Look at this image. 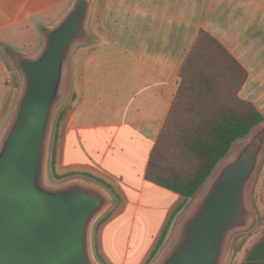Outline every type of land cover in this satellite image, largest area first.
Returning a JSON list of instances; mask_svg holds the SVG:
<instances>
[{
    "label": "crops",
    "instance_id": "crops-1",
    "mask_svg": "<svg viewBox=\"0 0 264 264\" xmlns=\"http://www.w3.org/2000/svg\"><path fill=\"white\" fill-rule=\"evenodd\" d=\"M73 1L0 0V45L37 46ZM88 28L89 40L71 57L70 113L56 136L55 168L111 195L93 233L103 261L146 264L167 225L170 236L187 209L174 217L183 198L146 178L181 66L208 32L246 69L239 95L264 114V0H94ZM4 61L0 56V117L10 89ZM261 197L253 208L264 217V170ZM231 264H264V229L240 245Z\"/></svg>",
    "mask_w": 264,
    "mask_h": 264
},
{
    "label": "water",
    "instance_id": "water-1",
    "mask_svg": "<svg viewBox=\"0 0 264 264\" xmlns=\"http://www.w3.org/2000/svg\"><path fill=\"white\" fill-rule=\"evenodd\" d=\"M94 0H74L33 55H12L22 77L13 117L0 137V264H101L96 222L111 207L98 184L48 181L56 114L70 86L71 57L90 38ZM264 157V123L215 171L154 264H226L231 244L252 230L250 193Z\"/></svg>",
    "mask_w": 264,
    "mask_h": 264
},
{
    "label": "trees",
    "instance_id": "trees-1",
    "mask_svg": "<svg viewBox=\"0 0 264 264\" xmlns=\"http://www.w3.org/2000/svg\"><path fill=\"white\" fill-rule=\"evenodd\" d=\"M179 75L177 94L146 173L149 182L183 198L174 217L203 190L234 146L264 123V114L239 95L248 77L246 69L208 32H200ZM69 113L68 106L54 125L52 170L60 181L70 175L56 172L55 140ZM170 225L146 264H152L159 254L168 239ZM95 251L98 261L106 264L96 247Z\"/></svg>",
    "mask_w": 264,
    "mask_h": 264
},
{
    "label": "rangeland",
    "instance_id": "rangeland-1",
    "mask_svg": "<svg viewBox=\"0 0 264 264\" xmlns=\"http://www.w3.org/2000/svg\"><path fill=\"white\" fill-rule=\"evenodd\" d=\"M38 41H39L38 45L37 46H34V47H20V46H18V44H15V45L14 44H10L6 48L3 45H0V56H1V58L3 60H5L7 62L6 63L4 61L5 64L7 66H9V68H11L8 71V74L10 75V78H8V82H6L9 85V87H10L9 93L8 94H5L3 96V99H4V108L2 110V114H1V117H0V137L3 134L4 130L6 129L7 125L9 124V122L11 121V119L13 117V114H14V111H15L16 102H17V99H18V97L20 95V92H21V89H22V77H21V74H20L19 70L17 69L15 63L12 60V55L16 53V51H14L13 49L20 50L21 52H26V53L36 52L37 50H39V48L43 44V37H42V35H41L40 39L38 38ZM9 48H11V49H9ZM69 92H70V87H69L68 94H67V97H66L64 103L62 104V106L60 107V109L58 110V112L56 114V117H55V120H54V125H55V123H56V121H57V119L59 117L60 112L68 107L67 106V100H68V97H69ZM54 125H53L51 140H50V150H49V155H48L49 157H48V161H47L48 162L47 163V175H48V181H49V183H51L52 185H61V184H64V183L72 180V178L71 179H65L63 181H60L59 179H57L53 175V170H52V167H53V165H52L53 164L52 163V150H53V142H54V134H55V132H54ZM237 145L234 146V148H233L231 154L229 155V157L232 156V154H233V152L235 150V147ZM263 170H264V157H263V160H262L260 169L257 172V175H256L255 180L253 182V185H252V188H251V193H250V201H251L252 206L255 209L257 208V201H261V198H262L261 197V182H262ZM204 189H205V187L191 201V203L189 204V206L187 207V209L183 212L184 213L183 214V217L188 213V211L194 205V203L196 202V200L198 199V197L202 194V192L204 191ZM109 209L96 222V224H95L94 227H96V225L100 222V220L104 217V215L109 211ZM256 216H257L256 225L253 227V229L251 231L247 232V233L240 234V235H238V236H236L234 238V240H233V242L231 244V248H230V251H229V254H228V258H227L226 264H231L232 259H233V255L236 253V251L240 247V245H244V243L247 242L248 239L249 240L250 239L251 240H254L257 237V234H259L264 229V217L258 211H256ZM177 227H176V229H177ZM174 234H175V232H174ZM174 234L168 236L167 241L162 246L159 254L155 258V260L152 262V264H154L157 261V259L168 248V246L170 245V243L173 240ZM94 252H96L95 251V246H94ZM95 256H96V254H95Z\"/></svg>",
    "mask_w": 264,
    "mask_h": 264
},
{
    "label": "built area",
    "instance_id": "built-area-1",
    "mask_svg": "<svg viewBox=\"0 0 264 264\" xmlns=\"http://www.w3.org/2000/svg\"><path fill=\"white\" fill-rule=\"evenodd\" d=\"M10 78V75L8 74L7 79Z\"/></svg>",
    "mask_w": 264,
    "mask_h": 264
}]
</instances>
